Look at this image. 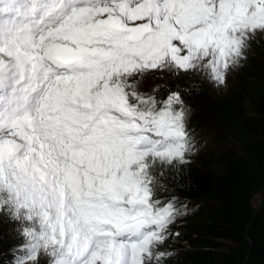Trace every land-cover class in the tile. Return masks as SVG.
<instances>
[{
	"label": "snow or ice",
	"instance_id": "obj_1",
	"mask_svg": "<svg viewBox=\"0 0 264 264\" xmlns=\"http://www.w3.org/2000/svg\"><path fill=\"white\" fill-rule=\"evenodd\" d=\"M264 33V0H0V212L22 224L13 264H161L186 209L157 163L195 149L179 92L149 69L222 84ZM178 235V234H177Z\"/></svg>",
	"mask_w": 264,
	"mask_h": 264
},
{
	"label": "trees",
	"instance_id": "obj_2",
	"mask_svg": "<svg viewBox=\"0 0 264 264\" xmlns=\"http://www.w3.org/2000/svg\"><path fill=\"white\" fill-rule=\"evenodd\" d=\"M262 53L259 43L249 44L220 88L188 72L171 73L172 80L154 90L160 101L179 92L189 110L186 131L195 144L186 163L154 167L167 188L159 198L176 196L177 206L186 205L169 225L160 252L170 255L161 264H264ZM21 229L20 221L0 212V264H13L14 250L24 243Z\"/></svg>",
	"mask_w": 264,
	"mask_h": 264
},
{
	"label": "rangeland",
	"instance_id": "obj_3",
	"mask_svg": "<svg viewBox=\"0 0 264 264\" xmlns=\"http://www.w3.org/2000/svg\"><path fill=\"white\" fill-rule=\"evenodd\" d=\"M258 43L260 46L263 48L264 46V33H257L253 39L249 41V44L257 45ZM264 53L261 54L260 59L264 60ZM258 58V56H256ZM171 73H174L172 71H169L168 69H149L147 70L144 74L138 75L135 79L139 82L137 84V91L139 93H142L146 96H154V90L158 86V84H163L165 81L169 82L172 80V75ZM186 72L180 71L179 73H174L176 75H184ZM188 73V72H187ZM192 73V72H191ZM194 73V72H193ZM229 74V71H227L225 79H227ZM215 82V81H214ZM222 84L215 83V87L220 88ZM177 164L176 162H173L172 164H160L157 163L156 165H174ZM155 165V166H156ZM169 167H174V166H169ZM167 244L163 242L158 247V251L166 249ZM155 263V260H153V264Z\"/></svg>",
	"mask_w": 264,
	"mask_h": 264
}]
</instances>
